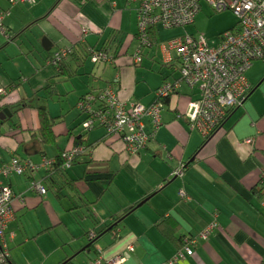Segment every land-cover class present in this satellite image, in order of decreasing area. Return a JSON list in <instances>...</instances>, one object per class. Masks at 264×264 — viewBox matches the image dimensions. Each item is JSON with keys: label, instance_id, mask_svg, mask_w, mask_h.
<instances>
[{"label": "crops", "instance_id": "1", "mask_svg": "<svg viewBox=\"0 0 264 264\" xmlns=\"http://www.w3.org/2000/svg\"><path fill=\"white\" fill-rule=\"evenodd\" d=\"M16 1L0 0V170L13 158L39 169L0 176L15 195V219L5 236L12 264H96L99 256L100 264L118 257L124 264H163L176 255L183 237L197 242L194 255L177 264H264V87L253 90L205 143L179 115L188 112L198 91L182 84L164 104L157 90L176 77L172 70L160 65L158 75H150L142 71L144 60L133 66L136 4ZM75 45L82 51L108 48L112 62L94 65L76 56L59 73L49 57ZM155 62L151 57V71ZM107 86L124 101L161 105L159 127L144 119L146 131L155 129L154 138L136 155L101 128L84 135L76 104ZM39 107L48 111L54 140L41 134ZM82 136L90 153L62 178L53 175L62 186L58 198L45 160ZM33 182L47 192L32 190ZM213 223L217 227L203 239Z\"/></svg>", "mask_w": 264, "mask_h": 264}, {"label": "built area", "instance_id": "2", "mask_svg": "<svg viewBox=\"0 0 264 264\" xmlns=\"http://www.w3.org/2000/svg\"><path fill=\"white\" fill-rule=\"evenodd\" d=\"M18 3L33 4L34 0H18ZM136 4L138 47L133 55V64L141 65L144 51L158 47L163 64L172 66L179 75L173 81H165L157 90L159 100L175 95L182 84L198 91L196 100H191L189 110L183 116L190 128L204 138L217 134L225 119L234 108L243 105L251 92L252 85L247 78L248 70L256 62L264 63V0H129ZM207 4L215 13L232 12L238 19L236 26L220 34L219 42L211 46L204 35L186 34L166 42H159L161 28L171 30L177 27L192 25L196 16ZM0 14V22L3 19ZM86 32V31H84ZM68 54V50H60L53 56L51 64L59 62ZM91 61L94 65L107 64L109 53L93 51ZM101 103L106 110L98 112L96 104ZM78 108L88 117L84 127L93 128L99 121L106 129L109 137H117L126 146L131 155H136L150 141L145 128L144 119L149 118L154 128L160 126L161 105L144 107L139 103L122 100L118 93L107 86L98 93L90 94L79 103ZM181 116V115H180ZM182 116V117H183ZM248 139L246 144H251ZM81 152L72 149L68 153V163ZM47 162H45V165ZM39 166L32 162H21L13 158L9 165L0 170V176L7 177L12 172L23 175L34 172ZM179 169L175 176L183 173ZM32 190L44 195L43 186L33 182ZM183 196V195H181ZM184 197V196H183ZM15 195L8 185L0 180V264H12L5 236L11 222L15 219L13 202ZM216 223L207 227L202 233L208 239ZM194 241H188L185 250L193 256ZM133 251V248H129ZM184 256L164 264H174ZM122 257L115 258L108 264H124ZM100 264V261H96Z\"/></svg>", "mask_w": 264, "mask_h": 264}, {"label": "trees", "instance_id": "3", "mask_svg": "<svg viewBox=\"0 0 264 264\" xmlns=\"http://www.w3.org/2000/svg\"><path fill=\"white\" fill-rule=\"evenodd\" d=\"M199 15V14H198ZM197 15V16H198ZM196 16V17H197ZM195 20H196V18H195ZM195 20H194V23H195ZM193 23V24H194ZM231 29V28H230ZM190 35H192V34H190ZM220 36V35H219ZM68 50V54H67V56L64 58V59H62L61 61H59V62H55V64L53 65V64H51V62H52V60H53V56L57 53V52H59L60 50ZM60 50H58L57 52H55L53 55H51L50 57H49V59H48V61H49V64L50 65H52V66H54L58 71H59V73H63L64 72V70H65V68H66V65H67V61L69 60V59H74V57H76V56H78L80 59H82V61H86V59H89L90 57H91V55H92V52L93 51H101V52H107V53H109V54H111L110 53V49H108V48H102V49H100V50H97V49H94V48H90V49H87L86 51H82L81 50V46H79V45H75V46H73V47H67V48H63V49H60ZM117 52V51H116ZM112 55V54H111ZM113 57V55L111 56V58H110V60L108 61V63H110V62H112V58ZM132 59H133V56H132ZM133 61V60H132ZM143 63V62H142ZM257 63V62H256ZM255 64V63H254ZM142 65V64H141ZM141 65H138V66H135L134 64H133V66L134 67H140ZM162 66L163 67H165V68H168V69H171L172 70V72L175 74V73H177V72H175V70L172 68V66H167V65H165V64H162ZM251 69V68H250ZM249 69V70H250ZM248 70V71H249ZM179 74V73H178ZM179 77V75L177 76V77H175V79L176 78H178ZM248 78V77H247ZM174 79V78H173ZM165 81H168L167 79H165L164 80V82ZM163 82V83H164ZM252 85V84H251ZM256 88V87H255ZM105 89V88H104ZM103 90V89H102ZM102 90H97V91H89L87 94H85L84 96H82L80 99H79V101H78V103L76 104V108L79 110V112H80V114L82 115V116H84V118H83V121H82V123H81V126H82V130L84 131V133H86V134H84L85 136H87L88 135V133L91 131V130H94V129H98V128H101V129H103L104 131H105V135L107 136V137H109V135H108V133H107V129L99 122V121H97V123L94 125V127L93 128H86V127H84V123H85V121L87 120V116L78 108V106H79V103L80 102H82L84 99H85V97L86 96H88V95H90V94H94V93H98V92H100V91H102ZM253 90H255V89H253V85H252V89H251V92L253 91ZM250 92V93H251ZM250 93H249V95H250ZM176 95V94H175ZM248 95V96H249ZM174 96V95H173ZM172 96V97H173ZM248 96H247V98H248ZM172 97H170V98H168V99H165V100H159L160 102H162V103H164V104H166V103H168V101L172 98ZM246 98V99H247ZM196 100V99H195ZM245 102V101H244ZM96 106L98 107V112H100V111H103V113H104V111L106 110V107H104V105L103 104H101V103H98L97 102V104H96ZM235 109V108H234ZM234 109H232L231 111H229V113H228V115H227V117H226V119L229 117V115L231 114V112L234 110ZM38 112H39V118H40V124H41V134H43V136L44 137H47V139L49 140H54V137H53V130H52V123H51V120H50V116H49V114H48V111H47V109L45 108V107H39L38 108ZM179 115H181L180 117H182L184 114H179ZM184 117V116H183ZM185 118V117H184ZM226 119H225V121H226ZM188 122V121H187ZM156 129V128H155ZM155 129L154 130H151V131H147V133H149V135L151 136L150 137V141L148 142V144L151 142V140L154 138V132H155ZM191 129V128H190ZM199 133V132H198ZM46 134H50L49 136H46ZM52 135V136H51ZM85 136H82V137H80V138H77L76 139V141H75V144L72 146V147H70V148H68V149H66V150H64V151H61L59 154H58V156L54 159V160H48V159H46V158H44V159H46L45 160V162H47V164H46V166H48L49 167V170H50V173H51V175H50V179H51V183L53 184L52 186H53V188H54V190L56 191L55 193H57V197L58 198H60L61 197V193H62V186H60V185H58L55 181H54V178H53V175H58V176H60L61 178L63 177V176H65V173L67 172V171H69L75 164H76V162L78 161V159L79 158H81V157H83V156H85V155H87V154H89L90 153V148L87 146V144H85V142L87 141V140H85ZM215 136V134H212L211 136H209L208 138H206V139H204L203 137V139H204V142L206 143L207 141H209V140H211L213 137ZM49 137H51V138H49ZM148 144L143 148V149H145L147 146H148ZM72 149H78V150H81V152L79 153V154H77L71 161H70V166L69 167H66V164L69 162L68 161V158H67V156H68V153L72 150ZM142 150V149H141ZM139 153V152H138ZM137 153V154H138ZM24 162H28V161H24ZM31 162V161H30ZM33 163V162H32ZM34 165H37L38 166V164H35V163H33ZM29 173H34V172H31V171H28L27 173H25V174H29ZM24 175V174H23ZM6 185H8V184H6ZM67 185H69V186H72V183H68ZM9 186V185H8ZM10 187V186H9ZM45 188V190H46V192H47V188L46 187H44ZM12 189V188H11ZM14 193V192H13ZM131 210H129L127 213H129ZM113 218V220H114V222L116 223L117 221H119V219H120V217H116V216H113L112 217ZM160 225H164V222L163 223H161ZM164 228V227H163ZM163 231H165L164 229H163ZM95 234L93 233V234H91V237H92V241H94V238H95ZM166 236H167V234H166ZM194 240H196V242H197V238H195V237H183V238H181V242H180V245H179V249H178V251H177V253H176V255L174 256V257H172L171 259H169V260H167L165 263H168L169 261H172V260H175V258H177L179 255L180 256H184L182 259H179L176 263H174V264H177L178 262H180L181 260H183L185 257H191L190 255H188L187 254V252H186V250H185V245L187 244V242L188 241H194ZM91 241V242H92ZM196 244V243H195ZM195 244H193V246H192V249H193V252H194V247H195ZM100 257V256H99ZM98 257V258H99ZM98 258L97 259H95V260H93L92 262H96L97 260H98ZM164 264V263H163Z\"/></svg>", "mask_w": 264, "mask_h": 264}, {"label": "rangeland", "instance_id": "4", "mask_svg": "<svg viewBox=\"0 0 264 264\" xmlns=\"http://www.w3.org/2000/svg\"><path fill=\"white\" fill-rule=\"evenodd\" d=\"M237 22L238 19L232 12L215 13L207 4H203L202 11L196 17L194 24L185 27H177L171 30H165L161 28L159 42L160 43L166 42L172 39L179 38L186 34H192V35L202 34L209 41V44L211 46H215L219 42V35L224 31L236 26ZM138 44H139L138 40L136 39V49L138 47ZM136 49L134 50V53ZM150 50H152L150 52V58L155 57L156 59L155 64L152 66L153 71L150 70L151 69L150 58L146 56L147 52H149ZM143 60L145 61V63H144V68H142V71H147V73L150 75H156L159 66L163 64L161 52L159 48L156 46H154L152 49H146L144 51ZM163 71L165 76L166 75L169 76L171 72L165 69H163ZM175 76L177 77L178 74L175 73ZM247 76L251 84L254 85L255 88L260 83V81L264 79V63L262 62L255 63L251 67V69L247 72ZM169 80L173 81L172 78H169ZM263 87H264V83L261 85L260 88ZM260 88H258L257 90H259Z\"/></svg>", "mask_w": 264, "mask_h": 264}, {"label": "water", "instance_id": "5", "mask_svg": "<svg viewBox=\"0 0 264 264\" xmlns=\"http://www.w3.org/2000/svg\"><path fill=\"white\" fill-rule=\"evenodd\" d=\"M263 83H264V79H263V81H261V82L256 86L255 90L258 89ZM3 113H4L5 115H7L8 117H11V116H12V114H11L8 110H4Z\"/></svg>", "mask_w": 264, "mask_h": 264}]
</instances>
